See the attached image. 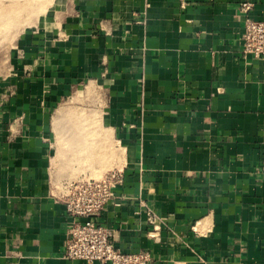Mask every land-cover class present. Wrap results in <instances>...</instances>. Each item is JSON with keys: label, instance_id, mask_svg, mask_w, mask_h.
Masks as SVG:
<instances>
[{"label": "crops", "instance_id": "crops-1", "mask_svg": "<svg viewBox=\"0 0 264 264\" xmlns=\"http://www.w3.org/2000/svg\"><path fill=\"white\" fill-rule=\"evenodd\" d=\"M248 17L264 21V0H60L0 58V264H85L66 258L73 220L52 179L77 175L60 145L102 150L104 133L124 175L100 218L118 250L264 264V58L242 53ZM89 90L82 121L87 106L67 103Z\"/></svg>", "mask_w": 264, "mask_h": 264}, {"label": "built area", "instance_id": "built-area-1", "mask_svg": "<svg viewBox=\"0 0 264 264\" xmlns=\"http://www.w3.org/2000/svg\"><path fill=\"white\" fill-rule=\"evenodd\" d=\"M247 15L249 3L243 5ZM242 53L264 58V21L248 17L242 34ZM124 183L121 171L113 170L100 179L81 178L62 182L56 198L61 201L72 218L71 239L66 258L85 264H150L148 251L121 252L114 245L115 232L101 224L100 218L108 204L115 200V190Z\"/></svg>", "mask_w": 264, "mask_h": 264}, {"label": "rangeland", "instance_id": "rangeland-1", "mask_svg": "<svg viewBox=\"0 0 264 264\" xmlns=\"http://www.w3.org/2000/svg\"><path fill=\"white\" fill-rule=\"evenodd\" d=\"M59 1L0 0V58L4 59V61L5 59H12L15 51L19 48V44L23 42L26 36L39 31L47 25L49 19L54 16L55 11L58 9ZM8 63L10 70L12 66H10V61ZM67 104H70L72 107L87 106L88 111H84L83 109H77V111H81V114L82 112L84 113L81 115L82 117H79L82 121H90L91 118L89 116L92 112H96L94 111L97 105L95 92L89 90L87 93L75 94ZM73 109L76 110V108ZM72 116L74 114L71 115L70 121L74 122L75 118H72ZM86 116L87 119H84ZM90 130L92 131L91 128H87V132H85L87 133V137L90 134ZM76 131L79 134L80 130L77 129ZM81 135H83V130H81ZM79 139L82 140L77 135L75 141L79 143ZM104 139L106 143L102 150L94 145H84L82 147L81 145L74 146L68 143L60 145L59 153L60 155L63 154V156H60V160L63 158L69 160L68 158H70L68 163L71 165L73 174L75 171L77 175H71V177L65 178H59L55 175L54 179H52L53 186L59 187L62 182L73 181L82 177L100 179L107 172L115 168L113 166L114 162H111L112 158H110V151H113L112 149L115 147L109 141L110 138H108L106 133H104ZM96 166L97 168L98 166H102L98 168L100 170L98 173H94L96 172ZM81 173L82 175H79ZM93 173L94 175H92Z\"/></svg>", "mask_w": 264, "mask_h": 264}]
</instances>
